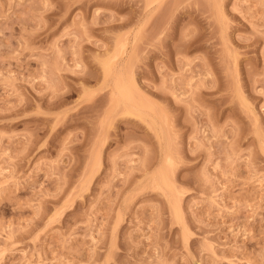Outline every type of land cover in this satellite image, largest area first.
Returning <instances> with one entry per match:
<instances>
[{"label":"rangeland","instance_id":"rangeland-1","mask_svg":"<svg viewBox=\"0 0 264 264\" xmlns=\"http://www.w3.org/2000/svg\"><path fill=\"white\" fill-rule=\"evenodd\" d=\"M0 264H264V0H0Z\"/></svg>","mask_w":264,"mask_h":264},{"label":"bare ground","instance_id":"bare-ground-1","mask_svg":"<svg viewBox=\"0 0 264 264\" xmlns=\"http://www.w3.org/2000/svg\"><path fill=\"white\" fill-rule=\"evenodd\" d=\"M123 94V93H122Z\"/></svg>","mask_w":264,"mask_h":264}]
</instances>
